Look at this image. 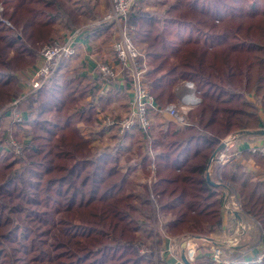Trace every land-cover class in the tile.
<instances>
[{
	"label": "trees",
	"instance_id": "16d2710c",
	"mask_svg": "<svg viewBox=\"0 0 264 264\" xmlns=\"http://www.w3.org/2000/svg\"><path fill=\"white\" fill-rule=\"evenodd\" d=\"M66 2L0 0V19L12 26L0 21V107L20 94L17 73L35 63L58 30L80 25V13ZM164 14L135 13L128 25L137 27L136 42L148 56L145 80L156 104L175 102L182 81L194 84L202 102L188 113L190 126L176 128L155 115L147 132L131 131L114 148L96 150L80 125L98 124L92 106L98 88L76 70L62 71L69 62L63 60L25 98L23 154L0 151V264H153L140 253L139 239L153 245L154 238L147 192L136 194L133 167H121L128 145L137 166L156 168L152 194L167 216L166 235L209 237L221 228L218 188L204 174L225 136L264 131L258 115L264 112V0H176ZM119 96L126 97L118 91L100 97L101 109ZM222 174L264 231V182H252L240 168Z\"/></svg>",
	"mask_w": 264,
	"mask_h": 264
},
{
	"label": "rangeland",
	"instance_id": "374dc122",
	"mask_svg": "<svg viewBox=\"0 0 264 264\" xmlns=\"http://www.w3.org/2000/svg\"><path fill=\"white\" fill-rule=\"evenodd\" d=\"M67 1L68 2H66V3L68 5L70 4V6H72L73 8L75 6L73 4H76L75 8H77L79 10L83 9V8L87 9V7H88V10L90 11L89 16L93 20V22H89V24H93V23H95V21L96 22L100 21V20L103 21V18L109 12V9L106 8L105 6L103 7L102 11L97 12L95 9V3L93 1H92L93 2L92 3L91 0H90L91 4H89L87 7L85 6V3H86L85 0H67ZM175 1L176 0H134L133 6L131 7L128 16L125 19H121L122 25L123 26L128 25L129 16H132L135 13L136 14H143V15L146 14L149 17H155V18L162 19L165 16L164 12L167 9V6L174 3ZM109 2H110V0H109ZM0 12H2L1 5H0ZM80 18H81L80 20L83 22L84 21L83 17L80 16ZM0 21L3 24H5L7 27L12 28L9 21H7L3 18H1ZM131 24H129V25L134 27V31L130 34L131 35L130 38H131V41L133 43L134 49L139 54V57L136 60V68H137V72L140 74V87H141V89H143L146 92L148 97L152 100L153 104L158 108H164L168 105H175L178 107L179 95L177 94V89L179 87H181L182 86L181 84L186 82V80L182 81L175 88V91H174V96H175V100H176L175 102L168 103V104H165L163 106L156 104L154 97L151 95V93L149 91V85L147 84V82L145 80V74L147 73V71L150 68L149 59H148V56L146 55L145 51L143 50L144 46L141 45L140 43L136 42L134 32H135L137 27L135 28V26L133 24L132 25ZM105 25H108V24H105ZM109 26H111V25H109ZM81 29H82V27L80 29L79 28L76 29L74 27L70 30H67L64 28L58 30L57 34L52 38V40L48 44H45L41 48L39 56L36 59L35 63L32 66L25 68L24 70L19 71L17 73V75H16L17 76V87H18V85L23 86V87L25 86V88L28 89V91L26 93L20 92V94H18L17 97L13 98L10 103L5 105L4 107H0V111L4 110L14 100H20L18 106L14 107L13 110H15L17 113H20V114L25 113V114L23 116V121L21 124H13L12 119L10 117H4V116L0 117V131H1V133H0L1 134V136H0V151L3 154L4 153L9 154L13 158H19L23 154V151H24L25 145H26V143L24 141L26 136H24L22 134V130L20 128L24 125V123L27 119V117H26L27 112L25 110V98L29 94L34 93L35 91L39 90L42 86H44L52 78L54 72L58 69L60 63L63 60H67V59H62L59 62V65H58L56 70L54 69L53 71L48 73V75L46 77H40L37 74H38L39 69H41L45 63L44 56H43L44 50L45 49H53L54 47L63 48L67 44L68 38L72 37L75 33H79V31ZM111 30H112L111 31V40L109 42V45L106 47H103L104 51L106 53H104V55H100V53L98 52L99 50H97V48L99 47V44H100L98 42H96L97 45L95 44L96 46L93 47L94 50L92 49V51L89 52V55L92 57V59H93L92 61L94 62L95 67H94L93 71L90 72V75H89L90 77L87 75L89 78L88 83L91 86H93L95 83H97V80H98L99 83L102 84V87L100 89H98V91L104 89L105 87H108V92L105 95H102L101 97H106L107 95H109L108 93L112 92L115 89V87H119V85L123 84L124 82H125L124 84H126L127 86L130 87L131 91H134L130 71L127 68H125L122 65V63L117 59V56H116V53L114 50V42H115L114 33L116 32V29L113 26ZM64 34H66V35L63 37ZM78 36H77V40L75 41V44L72 46V49H73L72 57H74V58L77 55V51H78L77 47L79 46V44H78L79 43V41H78L79 37ZM109 54L113 55V58H114L113 60H114V62H116V65L112 60V56L110 59L111 61L107 60L106 58H103V57H105V55L107 56ZM72 57H70V58H72ZM70 58H68V59H70ZM71 60L72 59H70L69 61H71ZM112 64H114V66ZM99 66H106V67L110 68V70L112 71V73L114 74L116 79L110 80L109 82L103 81V77L101 76L100 70L98 69ZM80 76H82V75H80ZM125 78H127V80H125ZM126 82H128V83H126ZM132 98H133V95L130 98L128 110H126V111L124 110V112L120 111L121 113L118 112L115 115H108V114L104 113L103 111L101 112L98 109L97 113H96L97 122L100 121V123H103L107 119L119 121L121 118H123L129 112L130 103L132 101ZM248 98H249V101H252L255 104H257L258 98H254L253 96H249ZM201 102H202V100H201ZM126 108H127V106H126ZM115 112H116V110H115ZM115 112H113L112 114H114ZM260 113H263V114H261L262 117L261 118L259 117L260 121L262 122V119H264V112L260 111ZM155 115L159 116L160 122L161 121L167 122L168 120H170V121H172V123L175 125L176 128H183V127H179L173 120L168 118L167 115H161V116L158 114H155ZM187 117H188V115H187ZM187 120H188V118H187ZM188 123L190 124L189 121H188ZM80 126H82V128H84V127L87 128L84 125H80ZM96 127L99 128V125H97ZM2 130L6 131V136H5V132ZM89 130H91V129H89ZM259 130H264V127H261ZM80 132H81V129H80ZM2 133H3V136H2ZM8 135H10V137H9V140L7 141ZM100 135H102L101 132H100ZM234 135H237L239 137V140H240V143L238 145L236 144L237 145L236 151L238 154L233 155L232 158L229 160V162L223 166V168H225L230 162H232L237 157L240 158L241 153L239 150H237V147L239 145H241L243 142H246L248 139L252 140V143L257 142L255 140H259V138H257V137H260V136H257L255 131H251L248 134H246L245 132L239 131V132H233V133L225 136L221 140H224L228 136H234ZM82 136L86 140H88V138L91 137V135H86L85 133L82 134ZM122 136L123 135H120L118 133V130L115 126L111 127V128H107L105 135L100 136L98 138H94L91 141L92 142L91 146L93 148H95L96 150H104V149H106L105 146H109L111 144H116V142H117L116 140H118L117 138L122 137ZM103 137H104V140H102ZM256 144H263V143L257 142ZM15 145H18V148H19L18 153H15V151H14ZM127 148H128V151L125 153V156L121 159V167L124 171H125L126 167L128 168L129 166L132 165V163L136 164L139 162V159L137 158V156L134 155L135 148L130 147L129 145ZM251 155H253V154H251ZM253 156L261 157L258 154H255ZM261 158H263V157H261ZM150 166L151 165L148 166L147 170L145 168V169H142L141 171L138 170L135 172H134L135 168L131 169L132 170V172L130 174L131 178L129 177V179L133 185V189H134V192L136 194L148 192L147 187L145 185V182L149 178H151L152 183H151L150 189L153 193V183L155 182V178H156V168H155V171L153 174L152 170L150 169ZM223 168H222V170H223ZM237 168H239V167H237ZM221 176L223 179L222 181H224V184L226 185V187H228V190L230 191V193L234 194L237 197V203L240 207V212L238 213V216L240 217V219H237V220L239 221L238 224H241L244 227V231H241L240 229H238V224H237V227H235L233 229V234L231 235L232 237L229 235V236L224 237L225 239H223V240H219V241L217 240L215 242H212V244L210 245V253H209V257H208L210 262H211L210 264H214V263H212V255H211V247L213 244H220L223 247H225V246L229 245L228 244L229 240L231 242L236 241V245L234 247L227 248V249L223 250V256L225 258H228V259H241L242 253H244L245 255H249V252H250V247L247 248V247L239 246L240 240L242 241L245 237V234L247 233V229L249 228L248 226L250 224H252L254 227L256 226V228H258L262 234H264V231L262 229L263 227H262L261 223L247 209H245L243 207V205L241 203L242 201L239 197V194L237 193V191H238L237 188L234 187L231 183H229L227 180H225L223 178L222 171H221ZM259 177L263 178L264 174H262V175L260 174ZM209 180L212 183H214L216 181V178L214 176H211L209 178ZM220 192H218V198L222 202L221 212H223V200H222V197L220 195ZM146 199L149 201L148 195H146ZM153 202H154V205L150 204L151 211L149 212V215L151 218L150 219V221H151L150 227L154 231V238L152 240L153 245H151V241H143V240L139 239V241H141V243H142L140 245L141 246L140 253L143 255L145 254L144 256H147V258H151L153 264H167V256H168L167 252L164 253V251H163V249H161L160 245L163 244V240L167 239V237H168L170 240V243H169V246L167 248H170L172 246V244H173L172 240H175L176 246L178 244L180 245L183 242L187 243V245H188L187 248L193 250V252H194V256H193L194 261L191 263V264H194L196 261V244L198 245V242H196L193 239V237L204 238L207 236H198V235H195L194 233H189V234H185L183 236H170L169 237L168 234L166 235L164 229L162 228V224H164V222L167 220V216L159 214V212L157 210V203L155 202V198H154ZM153 206H154V208H153ZM152 213H153V216H152ZM246 220H248V221L246 222ZM176 246H175V248H176ZM174 254L176 256L175 250H174Z\"/></svg>",
	"mask_w": 264,
	"mask_h": 264
},
{
	"label": "built area",
	"instance_id": "2783aa9c",
	"mask_svg": "<svg viewBox=\"0 0 264 264\" xmlns=\"http://www.w3.org/2000/svg\"><path fill=\"white\" fill-rule=\"evenodd\" d=\"M134 0H110V7L108 14L101 20L99 23L101 25H111L116 29L114 33L115 42L114 50L117 56V59L122 63V65L130 71L133 83L132 91V101L130 103L129 112L121 118L119 121H114L112 119H107L102 123L105 128L116 127L120 135H125L131 131L137 130L141 132H147L151 129L153 123V114L158 115H167L168 118L173 120L179 127H186L189 125L187 120V115L190 111L194 110L201 104V99L197 95L196 88L194 84L190 81H186L182 86V94L179 96L178 107L175 105H168L164 108L156 107L152 100L148 97L146 92L140 87V74L137 72L136 60L139 57V54L134 49L133 43L130 38V34L134 31V27L130 25H122L121 19H125L131 7L133 6ZM126 22V21H125ZM79 33H75L72 37L68 38L67 44L63 48L54 47L53 49H45L43 52L44 56V66L39 69L38 76L46 77L48 73L56 70L59 62L62 59H68L73 55L72 46L77 40ZM101 76L103 81L109 82L110 80H115V76L106 66H99ZM108 92V87H105L99 92V95H105ZM20 100H14L9 106L4 110L0 111V117H10L13 124H21L23 121V114L17 113L13 110L14 107H17ZM264 126V119H262ZM10 135L7 137L9 140ZM249 141V139L247 140ZM240 143L239 137L237 135L228 136L224 140L220 141V144H223L224 147L221 151L215 153L210 157L205 175L210 178L214 176L216 181L214 182L215 186L218 188V192L223 200V213L230 217H236L240 219L238 213L240 212V207L237 203V197L234 194H231L228 190V187L222 181L221 171L225 164L229 162L233 155L238 154L236 151V146ZM253 142L249 144L247 151L250 154H258L264 158V144H256ZM237 144V145H236ZM7 149V148H6ZM18 145L14 146L15 153H18ZM153 174L155 171L154 165L150 166ZM151 178H149L145 185L147 187V195L149 196V202L151 205H154V196L150 189L151 187ZM154 208V206H153ZM153 216V213H152ZM238 229L244 231V227L241 224H238ZM173 244L170 248H167L168 261L167 264H184L182 260L177 258L174 254L176 242L172 240ZM183 256L185 257L188 264H191L194 261V252L193 250L187 248V243L183 242ZM229 245L223 247L220 244H213L211 247L212 263L214 264H263L264 263V249L256 255H245L241 254V259H228L223 256V250L227 248H232L236 245V241L231 242L229 240Z\"/></svg>",
	"mask_w": 264,
	"mask_h": 264
},
{
	"label": "crops",
	"instance_id": "0c3cea01",
	"mask_svg": "<svg viewBox=\"0 0 264 264\" xmlns=\"http://www.w3.org/2000/svg\"><path fill=\"white\" fill-rule=\"evenodd\" d=\"M92 1L95 3V9L97 12L102 11L104 6L108 9L110 7L109 0H91V2ZM85 2H86L85 3L86 7L89 4H91L90 0H87V1L85 0ZM74 5L76 6V4H74ZM76 10H78L81 17H83V20H84L83 22L82 21L80 22L79 26L75 27L76 29H78V28L80 29L82 27V29L79 31V36H78L79 37L78 38L79 46L77 47L78 51H77L76 57L70 58L72 60L69 61L68 64L66 66H64V68H62V71H68V70L73 69V70H76L78 72V74L80 73L79 75H82V76L88 75L89 76L90 72H92L94 67H95L94 62L92 61L93 59L89 55V52H91L92 49L94 50L93 47H95L97 45L96 42H98L100 44H99V47L97 48V50H99L98 52L100 53V55H104V53H106L104 51L103 47H106L109 45V42L111 40L112 26H108L107 28H100L101 26H103L99 23L101 20L97 21V22L95 21V23H93V24H89V22H93V20L89 16L90 11L88 10V7H87V9L83 8L80 10L76 8ZM65 35L66 34H64L63 37ZM111 56H112V60H113L114 58H113L112 54H109L107 56L105 55V57H103V58H106L107 60L111 61L110 60ZM113 62H114V60H113ZM114 63L116 65V62H114ZM112 65L114 66V64H112ZM124 83L119 85V87H115V89L108 94L113 95V93L115 91H118V92L124 94L126 97L124 99H122L120 96L115 97L113 103L106 110H102L99 103H98L99 102L98 100L101 97V96H99V92L101 90H99L96 93V95L92 99V103H93L92 106L94 107L96 113H97L98 109L101 112L103 111L104 113H106L108 115H115L116 113H118L120 111L124 112V110L125 111L128 110L129 101H130V98L132 97V91L130 90V87ZM94 86L96 88L100 89L102 87V84L99 83V81L97 80V83H95ZM18 87H19V90L21 93H26L28 91V89H26L25 86L23 87V86L18 85ZM182 92H183L182 87H179L177 89V94L180 96L182 94ZM102 98H104V97H102ZM126 106H127V108H126ZM115 110H116V112H115ZM113 112H115V113L112 114ZM261 114H263V113H260V111H259V117L260 118L262 117ZM157 117H159V116H157ZM155 122H156V117H155V114H153L152 126H154ZM97 125H99V128L96 127L93 130H89L88 128H85V127L82 128V126H80L82 134L85 133L86 135H91V137L88 138V140L90 142L94 138H98L100 136L105 135V132L107 131V128H105L102 125V123H100V121L98 122ZM152 126H151V128H152ZM188 126H190V124ZM188 126H186V127H188ZM100 132L102 135H100ZM257 136H260V137H257V138H259V140H255V141L264 144V135L259 134ZM102 140H104V137L102 138ZM251 143H252V140L249 139V141L243 142L241 145H239L237 147V150H239L241 153L240 158L237 157L236 159H234L232 162L229 163L230 165L228 164L229 166L227 165L225 168H229V167L237 168V167H239L243 170L244 173L249 175L252 182H256V181L264 182V177L263 178L259 177L260 174L261 175L264 174V159L259 157V156H253L247 151V148H248L249 144H251ZM115 145L116 144H111V145H109L110 147L105 146V148H108V147L114 148ZM138 163H140V162H138ZM136 164L132 163V165L129 166L128 168H132V167L135 168L134 172L138 171V170L141 171L142 167L137 166ZM126 169H127V167H126ZM147 169H148V167H146V170ZM221 218H222L221 228H219V230L217 229V232L209 234V237H204V238L193 237V239L196 242H198V245L196 244V261L194 264H210L211 262H210L208 257H209V253H210V245L212 244V242H215L217 240L218 241L223 240V239H225L224 237L229 236V235L231 236L233 234V229L235 227H237V224L239 222L237 220V218L225 215L223 212H221ZM247 221L248 220H246V222ZM248 227L249 228L247 229V233L245 234L244 239L242 241L240 240L239 246L247 247V248L250 247L249 255L252 256V255H256V254L260 253V251H262L264 249V234H262L261 231H259V229L256 228V226L254 227L252 224H250ZM169 243H170V240L167 237V239L163 240V244L160 245L161 249H163L164 253L167 252V247L169 246ZM182 251H183L182 245L178 244L175 248V253H176V256L180 260H182V256H183ZM168 259L169 258L167 256V261H168Z\"/></svg>",
	"mask_w": 264,
	"mask_h": 264
},
{
	"label": "water",
	"instance_id": "95a60500",
	"mask_svg": "<svg viewBox=\"0 0 264 264\" xmlns=\"http://www.w3.org/2000/svg\"><path fill=\"white\" fill-rule=\"evenodd\" d=\"M256 134H257V135H259V134H260V135H263V134H264V131H259V132L256 133ZM223 147H224V145H223V144H220V145L216 148V150L214 151V153L212 154V156H213L215 153L221 151V150L223 149ZM207 180H208V182H209L210 184L215 185L214 183H212V182L209 180L208 177H207ZM183 247H184V244H182V248H183ZM182 261H183L184 264H188L184 256H182Z\"/></svg>",
	"mask_w": 264,
	"mask_h": 264
}]
</instances>
